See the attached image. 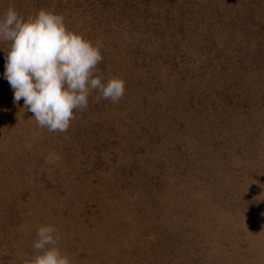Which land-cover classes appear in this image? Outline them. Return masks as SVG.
Listing matches in <instances>:
<instances>
[{
    "label": "rangeland",
    "instance_id": "1",
    "mask_svg": "<svg viewBox=\"0 0 264 264\" xmlns=\"http://www.w3.org/2000/svg\"><path fill=\"white\" fill-rule=\"evenodd\" d=\"M10 7L101 43L126 92L50 132L0 91V264H32L45 224L73 264H264V0Z\"/></svg>",
    "mask_w": 264,
    "mask_h": 264
},
{
    "label": "clouds",
    "instance_id": "2",
    "mask_svg": "<svg viewBox=\"0 0 264 264\" xmlns=\"http://www.w3.org/2000/svg\"><path fill=\"white\" fill-rule=\"evenodd\" d=\"M4 42L8 50L3 75L14 102L23 99L38 126L50 132H66L75 112L88 107L93 92H98L97 101L113 103L125 95L122 78L105 81L98 74L103 45L69 30L60 14L40 10L25 20L10 7L0 16V43ZM59 239L55 226L41 225L33 242L32 264H73L58 246Z\"/></svg>",
    "mask_w": 264,
    "mask_h": 264
},
{
    "label": "trees",
    "instance_id": "3",
    "mask_svg": "<svg viewBox=\"0 0 264 264\" xmlns=\"http://www.w3.org/2000/svg\"><path fill=\"white\" fill-rule=\"evenodd\" d=\"M6 47H8V44L6 42L0 43V48H4V50H6V52H7L8 48H6ZM3 56H6V55H3ZM3 56L0 55V91L1 92L3 90L5 91L7 89H10V90L12 89L10 84L8 83V81L6 79L3 80L4 79L3 78V76H4L3 74H4V71H5V62L4 61H6V59H5L6 57H3ZM231 90L234 91V89H231Z\"/></svg>",
    "mask_w": 264,
    "mask_h": 264
}]
</instances>
